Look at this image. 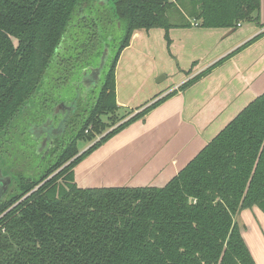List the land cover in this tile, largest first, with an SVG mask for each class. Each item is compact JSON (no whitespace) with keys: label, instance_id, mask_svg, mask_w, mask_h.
Returning <instances> with one entry per match:
<instances>
[{"label":"trees","instance_id":"1","mask_svg":"<svg viewBox=\"0 0 264 264\" xmlns=\"http://www.w3.org/2000/svg\"><path fill=\"white\" fill-rule=\"evenodd\" d=\"M92 0H0V139L32 106L57 47ZM123 24L97 96L58 158L33 178L17 175L0 200V264H255L235 222L264 213V93L250 102L164 187L79 188L74 169L176 91L121 117L115 68L137 30L259 27L260 0H111ZM178 6V7H177ZM183 12V14L181 13ZM192 20V21H191ZM264 31L186 83L183 91ZM108 131L84 151L78 142Z\"/></svg>","mask_w":264,"mask_h":264},{"label":"crops","instance_id":"2","mask_svg":"<svg viewBox=\"0 0 264 264\" xmlns=\"http://www.w3.org/2000/svg\"><path fill=\"white\" fill-rule=\"evenodd\" d=\"M259 23L264 24V0H260ZM263 31L254 23L232 29H202L192 23L187 28H171L169 44L162 29L135 31L115 68L118 112L133 111L134 115L168 93H176L77 165L76 185L164 187L264 93V35L183 91L178 88ZM129 53L132 62L125 60ZM145 55L154 66L149 67L151 78L146 84L140 79L136 86L133 67ZM235 222L255 264H264V213L257 207L245 209Z\"/></svg>","mask_w":264,"mask_h":264},{"label":"rangeland","instance_id":"3","mask_svg":"<svg viewBox=\"0 0 264 264\" xmlns=\"http://www.w3.org/2000/svg\"><path fill=\"white\" fill-rule=\"evenodd\" d=\"M112 8L111 0H92L87 5L83 20H78L70 30L64 51L60 52L58 59L51 60L37 90V96L32 100L29 114H20L9 132L0 139V172L4 177L10 178L6 191L0 194V200L14 191L17 173L21 172L24 178H33L52 161L51 158H46L45 162L41 163V154L46 153L44 148L48 141L60 131V128L55 130L53 127L55 120H58L56 115L60 112L67 115L71 101L79 97L84 90H87L88 106L97 96L109 57L115 47L114 41L122 36L123 24L112 18ZM181 13L183 14L182 11ZM131 57L132 54L129 53L125 60L128 58L132 62L134 59ZM60 58L71 59L66 70L58 65ZM147 58L145 55L134 64L133 79L137 83L136 86L140 83L146 84L151 78L148 77L149 67L154 66L149 64ZM47 110H51L50 113H47ZM122 115L124 112L121 110L115 119ZM112 120L113 116L103 117L102 121L107 128L102 130L101 134L89 131L88 134L94 135V140L79 141L78 151H84L108 131Z\"/></svg>","mask_w":264,"mask_h":264},{"label":"flooded vegetation","instance_id":"4","mask_svg":"<svg viewBox=\"0 0 264 264\" xmlns=\"http://www.w3.org/2000/svg\"><path fill=\"white\" fill-rule=\"evenodd\" d=\"M85 12H81L79 20L82 21L84 17ZM69 34V36H68ZM67 36L70 37V31L68 30ZM68 39V38H67ZM66 44V41L64 43H61L53 56V59H58L60 56V52L64 51V46ZM114 48L112 49V51ZM112 53V52H111ZM70 58H60L58 60V65L64 68L65 70L70 66ZM86 89V88H85ZM87 90L84 92H81L79 97L74 98L71 101V105H69V111L68 114H64L63 112H60V114L56 115L58 117V120H55L53 123V127H55V130H58L60 128V131L57 133V136L52 137L45 146L46 153L41 154V163H44L46 158H51L52 161H49L47 165L53 164L55 160L58 158L60 152L65 149L68 144H70L71 139L73 136L77 133V131L82 126V123L85 119V117L88 114V111L93 103V100L91 104L88 106V96H87ZM99 92V91H98ZM37 96V94L35 95ZM96 97V96H95ZM94 97V98H95ZM93 98V99H94ZM64 104V103H63ZM66 107V106H64ZM89 107V109H88ZM67 110V108H66ZM29 110H25L24 114L28 115ZM51 110H47V113H50ZM54 112V111H53ZM54 115V113H53ZM52 116V114H51ZM51 162V163H50ZM46 167V166H45ZM43 168L39 173L43 172L46 168ZM18 175V173L16 174ZM12 180V179H11ZM17 181V180H15Z\"/></svg>","mask_w":264,"mask_h":264},{"label":"water","instance_id":"5","mask_svg":"<svg viewBox=\"0 0 264 264\" xmlns=\"http://www.w3.org/2000/svg\"><path fill=\"white\" fill-rule=\"evenodd\" d=\"M110 1V0H109ZM9 183H10V178L9 176L7 177H4L1 172H0V194L2 195L7 187L9 186ZM1 198V197H0Z\"/></svg>","mask_w":264,"mask_h":264},{"label":"built area","instance_id":"6","mask_svg":"<svg viewBox=\"0 0 264 264\" xmlns=\"http://www.w3.org/2000/svg\"><path fill=\"white\" fill-rule=\"evenodd\" d=\"M195 26H196V23L192 22Z\"/></svg>","mask_w":264,"mask_h":264}]
</instances>
